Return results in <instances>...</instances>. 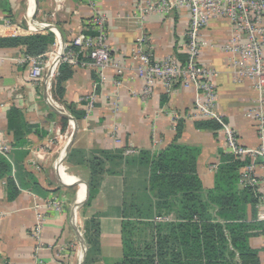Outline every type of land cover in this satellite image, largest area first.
Returning a JSON list of instances; mask_svg holds the SVG:
<instances>
[{"label": "crops", "instance_id": "crops-1", "mask_svg": "<svg viewBox=\"0 0 264 264\" xmlns=\"http://www.w3.org/2000/svg\"><path fill=\"white\" fill-rule=\"evenodd\" d=\"M95 13L106 19L111 55L119 68L101 72L71 67V76L62 83L59 95L55 93L54 98L51 93L52 100L45 93L44 77L36 85L29 80L22 49L0 48V140L11 146L8 159L0 156L9 161L12 169L8 178L14 182L10 188L7 176L0 178V264H32L34 256L40 264H121L123 202L147 198L144 190L150 169L139 162L141 151L154 156L174 141L196 148V176L201 190L214 188L223 155L234 156L227 150L215 121L194 119L188 114L193 88L180 86L167 94L157 83L152 97H140L144 82L135 72L139 62L132 56L134 43L143 37L142 49L154 59L174 56L184 60L181 45L190 22L187 11L142 17L136 0H0V37L48 30L55 36L49 52L80 33H91ZM6 22L20 26L16 35ZM231 36L226 20H212L201 32L205 45L200 62L218 71L217 110L223 120L233 127L243 146L256 148L259 140L250 112L261 106L264 115V96L260 103L251 81L234 78L227 55L221 51V45ZM90 100L92 108L88 107ZM11 107L21 111L28 129L17 147L7 125ZM71 110L81 114L79 119ZM69 116L75 120L76 132L64 154L74 131ZM61 117L67 120L63 131L58 125ZM202 122L215 127H201L198 124ZM127 149L135 152L126 154ZM102 150L122 151L123 159L106 162L105 168L113 174L100 175L97 191L90 198L88 188L85 198L82 182L88 185L90 176L86 161L92 151ZM257 160L263 161L259 157ZM237 188L243 189L239 181ZM256 197L255 217L247 207V220L264 223L259 218L264 203ZM50 199L60 202L59 210L47 206ZM164 211L167 214L151 220L161 225L175 221L174 212ZM38 214L43 218L44 246L36 254L32 228ZM162 230L161 235L169 229ZM249 243L263 264L264 229Z\"/></svg>", "mask_w": 264, "mask_h": 264}, {"label": "trees", "instance_id": "trees-1", "mask_svg": "<svg viewBox=\"0 0 264 264\" xmlns=\"http://www.w3.org/2000/svg\"><path fill=\"white\" fill-rule=\"evenodd\" d=\"M54 40V34L47 30L27 36L0 37V48L20 47L25 55L36 57L46 53ZM70 76L71 66L61 64L52 85L54 98ZM70 113L75 119L81 116L74 110ZM6 118L8 129L14 135L13 146H20L23 143L21 135L28 133L21 111L11 107ZM60 119L65 129L67 120ZM198 125L215 127L210 122ZM91 154L85 166L90 173V198L100 185V177L114 172L105 168L106 162L117 163L123 159L122 151L102 150ZM197 155L196 148L176 141L154 156L147 151L140 152L139 162L150 169L144 190L147 198L123 202L124 259L121 264H260L258 251L250 246L249 239L263 231L264 223L248 221L246 214L250 207L255 217L257 197L250 187L237 190L239 170L249 160L223 155L215 174L214 188L201 190L196 176ZM11 169L9 161L0 156V178L7 176L8 187L13 188L14 182L8 178ZM162 210L174 212L175 221L164 225L152 221L156 216L167 214ZM163 228L169 230L161 235Z\"/></svg>", "mask_w": 264, "mask_h": 264}, {"label": "built area", "instance_id": "built-area-1", "mask_svg": "<svg viewBox=\"0 0 264 264\" xmlns=\"http://www.w3.org/2000/svg\"><path fill=\"white\" fill-rule=\"evenodd\" d=\"M136 9L142 17L148 14L169 15L183 9L188 12L190 20L181 45L184 60L174 56L154 59L142 49L143 37L137 38L131 52L139 62L136 75L144 82L140 97L143 100L152 97L157 83L167 94L180 86L193 88L194 99L188 114L194 119L215 121L223 134L227 150L239 160L249 159L248 164L240 169L239 184L252 188L264 203V115L261 106L257 111L250 112V116L255 118L259 145L256 148L245 147L233 127L223 120L217 110L218 71L200 62L201 50L205 45L202 30L212 20H226L232 36L221 45V51L227 55V65L234 78L251 81L261 103L264 96V0H136ZM91 19L92 34L80 33L69 43L60 44L42 56H24L29 80L36 85L45 78V93L50 100L52 85L61 64L74 68H96L101 72L108 68H119L111 55L105 17L95 13ZM5 25H9L15 35L20 29L16 24L6 22ZM88 107L92 108L91 100ZM10 151L11 146L0 140V155L8 159ZM134 152L133 149L125 150L126 154ZM258 157L263 161L258 162ZM46 203L56 210L61 206L55 199ZM259 218L264 221V213ZM42 222L43 218L38 214L32 228L36 254L44 246ZM32 264H40L36 256Z\"/></svg>", "mask_w": 264, "mask_h": 264}, {"label": "water", "instance_id": "water-1", "mask_svg": "<svg viewBox=\"0 0 264 264\" xmlns=\"http://www.w3.org/2000/svg\"><path fill=\"white\" fill-rule=\"evenodd\" d=\"M69 119L73 122V126H74V131L72 132V136L70 137V139H69V141H68V144H67V146H66V148H65V151H64V154H66L67 153V151H68V149H69V145L71 144V142H72V139H73V137H74V134H75V132H76V124H75V120L72 118V117H70L69 116ZM83 183V185L85 186V198H87L88 197V185L85 183V182H82Z\"/></svg>", "mask_w": 264, "mask_h": 264}, {"label": "rangeland", "instance_id": "rangeland-1", "mask_svg": "<svg viewBox=\"0 0 264 264\" xmlns=\"http://www.w3.org/2000/svg\"><path fill=\"white\" fill-rule=\"evenodd\" d=\"M58 125H59L61 131H63V129H64V121H63V119H59Z\"/></svg>", "mask_w": 264, "mask_h": 264}, {"label": "bare ground", "instance_id": "bare-ground-1", "mask_svg": "<svg viewBox=\"0 0 264 264\" xmlns=\"http://www.w3.org/2000/svg\"><path fill=\"white\" fill-rule=\"evenodd\" d=\"M31 3H32V0H31ZM83 188H84V187H83ZM81 195L83 196V191H82ZM81 195H80V196H81ZM84 196H85V192H84ZM84 196H83V198L81 197L82 200L84 199Z\"/></svg>", "mask_w": 264, "mask_h": 264}]
</instances>
